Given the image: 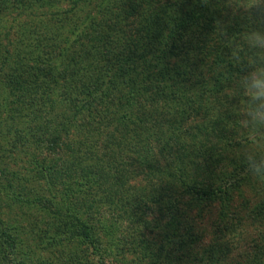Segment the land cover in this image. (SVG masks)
<instances>
[{
    "label": "trees",
    "instance_id": "trees-1",
    "mask_svg": "<svg viewBox=\"0 0 264 264\" xmlns=\"http://www.w3.org/2000/svg\"><path fill=\"white\" fill-rule=\"evenodd\" d=\"M70 2L68 12L76 16L74 22L69 21L70 29L63 32L64 29L57 28L59 31H53V36L46 35L45 30L43 43L41 39L32 45L38 46L37 55L44 56H24L11 65L8 54H0V120L7 124L8 134L9 131L17 134L18 140H13V144L17 148L29 144L37 151H45L52 159L64 150L60 154L66 170L63 175L78 179L76 189L71 188L74 192L70 189L67 192L71 193L70 198L86 196L97 185L103 190L109 185L121 189L125 187V180L132 181L143 175L145 168H151V163L173 157L168 167L172 172L168 175L180 178L177 196H188L190 203L185 202L187 208L182 215L171 214L174 218L168 226L175 227L189 217V206L194 202L211 204L213 199L220 198L224 204H232L234 185H240L244 178L240 172L215 186L200 187L184 172L190 167H196L197 176L207 172L202 160L206 156H199L195 150L194 158L188 157V151L180 144L184 131L185 136L189 134L186 139L204 138L206 141L210 132L219 126L222 131L218 138L225 140L227 125L223 126L217 113L213 123L205 124L203 129H195L196 124L189 122L183 128L177 113L173 110L167 113L166 102H171L169 107L174 104L178 107L187 100V113L182 112L181 116L199 119L213 111L208 93L226 94L225 88L229 87L243 95L249 73L241 71V62L246 66L247 59L237 53L242 47L238 42L244 40L245 32L264 28V9L244 12L240 10L243 0H209L207 5L202 0ZM4 3L0 2V6ZM219 31L221 36L215 34ZM25 36L39 37L40 34L32 28L23 31L19 40ZM52 37H58L57 45L49 46L45 41ZM216 40H221L226 49L209 47ZM251 40L256 50L246 46L243 55L251 53L252 58L264 61V53L258 51L264 47V35L252 36ZM231 45L237 46L236 56L232 55L233 51H226ZM203 62L208 67L206 72L200 66ZM233 70H238L235 76L242 81L235 80ZM136 111L143 115V127L136 126ZM88 119L93 123L103 119L104 124L106 120V129L96 133ZM3 142L0 140V144ZM79 171L83 172L81 176ZM146 174L148 187H139L140 190L134 187L138 191L134 197L138 203L162 194L154 169ZM164 193L170 194L166 190ZM108 200L109 204L123 206L119 198L118 201ZM80 203L83 206L82 201ZM251 214L256 221L263 220L264 201L253 208ZM236 224L225 222L222 235L225 231L239 230L232 243L234 248L240 249V239L235 237H241L243 231L240 226L236 228ZM80 234L93 251L102 255L99 248L104 240L98 234L92 233L86 225ZM171 235L174 236L172 230H168L166 236ZM4 236L2 249L11 254L17 252L13 242ZM233 251L231 241L224 240L220 246L196 254V263L194 258L191 264H258L255 257L264 253V243L253 256L248 252L244 263H241L243 251L236 257L238 262L236 258H229ZM90 257L78 259L79 263L88 264ZM71 262V258L63 256L61 264Z\"/></svg>",
    "mask_w": 264,
    "mask_h": 264
},
{
    "label": "rangeland",
    "instance_id": "rangeland-1",
    "mask_svg": "<svg viewBox=\"0 0 264 264\" xmlns=\"http://www.w3.org/2000/svg\"><path fill=\"white\" fill-rule=\"evenodd\" d=\"M2 1L5 3L0 6V54H8V63L11 65L21 57H35L39 53L38 46L32 45L41 41L45 30L49 36H53L52 32L59 28L66 32L70 29L69 21L74 22L76 18L72 12H68L70 0H0ZM32 28L40 34L39 37L25 36L19 40L23 31H30ZM215 34L221 36L220 31ZM57 39L58 37H52L45 43L49 46L57 45ZM43 41L44 39L42 43ZM240 42L242 47L237 53L247 59L246 66L241 62V71L248 74L254 70V66H264V61L252 58L251 53L243 55L247 45L243 39L238 43ZM211 46H218L220 51L226 49L221 40H216L209 47ZM234 50L238 51L236 45L229 46L226 51ZM243 57L240 58L245 61ZM200 66L205 72L208 71L205 62L200 63ZM231 72L235 80H241L235 76L238 75V70ZM225 91L226 94L218 96L208 93L212 98L213 111L208 109L210 113H205L199 119L181 116L180 113H187L188 102L182 99V95L180 97L183 101L178 107L175 104L174 107H169L171 102H166L167 113L172 110L177 113L183 128L189 122L191 125L196 124L195 129H203L205 124L213 123L217 113L224 122L223 126L227 125L225 140L218 138L221 126L212 130L206 141L204 138L194 141L186 139L189 134L185 136V131L181 135L180 144L184 146L185 152L188 151V157L194 158L195 150L199 156H206L202 160L207 172L201 171V175L197 176L196 167H190L184 172L189 175L191 182L205 187L215 186L235 172H240L241 177H244L241 178L240 185H234L232 204L226 205L220 198L213 199L211 204L194 202L189 206V217L175 227L168 226L174 218L171 214L179 212L182 215L187 208L185 202H190L188 196H177L180 178L169 176L172 170L168 171V167L170 161L173 162V157L170 159L167 156L168 158L158 160L159 163H151V168H145L143 175L132 181L125 180L122 190L116 189L115 185L105 186L103 190L97 185L86 196L82 194L80 198L76 195L70 198V194L74 192L71 188L76 189L78 179L68 178L69 174L63 175L66 170L61 160L63 155L61 157L60 154L64 150L58 152L57 158L52 159L45 151H37L29 144L17 148L13 144V140H18L17 134L11 131L8 134L7 124L1 119L0 140L4 142L0 144V264H45L44 261H47L46 264H61L63 256L72 259L70 264H82L78 259L85 256H91L88 264H191L194 258L196 263V254H202L209 247H218L224 240H230L234 249L229 258H236L243 251L241 263L246 262V254L250 252L253 256L257 247L264 243V237L261 238L264 235V219L256 221L251 214V210L264 201V182L254 179L246 171L245 164L249 151L264 152V129L256 133L248 126L245 113L249 109V98L246 93L241 95L237 92L238 89L229 87ZM235 92L238 94H234ZM256 104L259 106L260 102L256 101ZM135 118L138 122L136 126L143 127V115L140 111H136ZM106 122L105 120L104 124V120L99 119L95 123L91 121L90 125L98 133L101 129H106ZM205 145L207 146L204 147ZM174 151L176 156L177 150ZM256 159L259 162V155ZM152 169L159 179L156 182L162 194L158 196L157 193L152 198L148 197L147 201L138 203L134 199L138 195L135 190L148 187L146 173ZM81 174L83 172L79 176ZM130 183L133 184L131 187L128 186ZM136 186L138 187L134 190ZM106 187L109 189L107 192ZM69 189L71 193H67ZM165 190L170 194L164 193ZM116 197L123 206L109 204L108 198L117 200ZM225 222L237 223L236 228H242L241 237H235L240 239V249H237L238 246L234 248L232 243L233 236L239 230L232 233L225 231L222 235ZM85 225L104 240L99 248L102 255L93 251L83 234H80ZM168 230H172L174 236L168 238ZM3 234L4 238L13 242L17 252L11 254L2 249ZM109 238L112 239L108 240ZM255 258L258 264H264V253H258ZM237 260L239 259L236 258V262Z\"/></svg>",
    "mask_w": 264,
    "mask_h": 264
},
{
    "label": "clouds",
    "instance_id": "clouds-1",
    "mask_svg": "<svg viewBox=\"0 0 264 264\" xmlns=\"http://www.w3.org/2000/svg\"><path fill=\"white\" fill-rule=\"evenodd\" d=\"M207 5L209 0H202ZM264 9V0H243L240 4V10L244 12H252L254 10ZM264 35V28H253L244 33L245 44L250 50H256L255 45L251 40L252 36ZM259 52L264 53V47L258 49ZM233 56L236 52L233 51ZM245 93L249 98V109L245 113L248 119V126L254 132L259 133L264 129V66L254 68L246 78ZM256 101L260 102L258 106ZM257 155H259V162H257ZM246 171L256 180L264 182V152L257 153L256 151H249L245 157Z\"/></svg>",
    "mask_w": 264,
    "mask_h": 264
}]
</instances>
